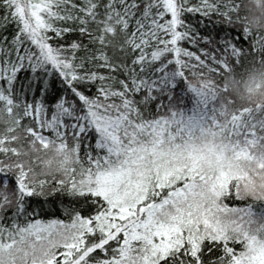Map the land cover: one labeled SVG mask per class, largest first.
<instances>
[{"label": "snow or ice", "instance_id": "6c2138e0", "mask_svg": "<svg viewBox=\"0 0 264 264\" xmlns=\"http://www.w3.org/2000/svg\"><path fill=\"white\" fill-rule=\"evenodd\" d=\"M0 264H264V0H0Z\"/></svg>", "mask_w": 264, "mask_h": 264}]
</instances>
